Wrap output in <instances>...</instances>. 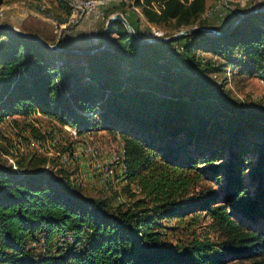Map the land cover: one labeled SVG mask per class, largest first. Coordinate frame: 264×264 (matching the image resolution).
<instances>
[{"label": "trees", "instance_id": "obj_1", "mask_svg": "<svg viewBox=\"0 0 264 264\" xmlns=\"http://www.w3.org/2000/svg\"><path fill=\"white\" fill-rule=\"evenodd\" d=\"M135 2L156 26L210 25L221 34L139 42L114 20L104 50L78 54L0 31V122L39 112L78 135L118 132L127 184L138 188L131 203L112 207L82 193L58 157L0 163V264H264V111L231 97L210 75L219 65L197 55L211 51L253 73L255 66L264 80V10L214 25L205 20L207 0ZM103 30L99 44L82 48L100 47ZM60 46L78 48L64 39ZM154 78L158 91L140 85ZM221 174L219 192L191 195ZM200 211L220 239L192 228ZM170 219L185 223V237L168 240Z\"/></svg>", "mask_w": 264, "mask_h": 264}, {"label": "rangeland", "instance_id": "obj_2", "mask_svg": "<svg viewBox=\"0 0 264 264\" xmlns=\"http://www.w3.org/2000/svg\"><path fill=\"white\" fill-rule=\"evenodd\" d=\"M38 2L51 3L52 11L59 14L60 0H1L0 22L16 25L27 32L29 30L38 33L50 40L49 42H53L51 24L33 15L30 11L36 8ZM217 4L221 5L216 6ZM262 4L264 0H227L226 2L209 0L204 16L205 20L214 25L227 24L244 14L245 11ZM137 27L140 30V37L152 36L149 26L138 18ZM159 27L166 30L165 35L184 28H175L172 25ZM111 37L114 39L115 34ZM87 42L85 41V46H89ZM64 43L67 44L66 41ZM76 46L84 47L78 44ZM237 53L235 51L233 56ZM197 55L204 61L211 60L215 62L214 65H219V70H213L210 75L217 82L225 81L224 86L231 97L242 101L248 108L264 111V81H261L255 66L253 73L250 71L251 66L229 64L223 56L211 51H198ZM140 85L158 91V81L155 78L142 82ZM67 126L69 125H61L56 119L39 112H31L29 115L16 114L4 119L0 122V163L11 164L13 168H16L17 160H26L31 154L44 153L51 157H58L60 163L72 175L70 180L82 193L89 196L106 197L112 207L122 203H131L138 196V194L132 196L133 193L138 192V188L135 184L128 185L127 180L122 178V173L119 171L118 156L122 145L120 134L107 129H99L78 135L73 134ZM85 138L88 143L95 146V156L85 150ZM217 159H220V156ZM107 169H111L112 173L107 175ZM220 179L216 181L214 178H203L191 195L200 190L219 192L220 185L224 181L223 174L220 175ZM250 189L253 191L254 187ZM187 219L186 217L185 220ZM163 221L171 227L167 231L168 240L174 242L177 238L186 236L185 223L178 222L176 219ZM254 225L260 227L263 221H256ZM192 228L200 236H208L211 239L221 237L218 227L203 211L199 212L198 220ZM236 263L239 261L232 260L228 264Z\"/></svg>", "mask_w": 264, "mask_h": 264}, {"label": "built area", "instance_id": "obj_3", "mask_svg": "<svg viewBox=\"0 0 264 264\" xmlns=\"http://www.w3.org/2000/svg\"><path fill=\"white\" fill-rule=\"evenodd\" d=\"M64 4L68 7V11L60 12L56 14L52 11V6L49 2H38L35 9L30 10L33 15L38 16L39 18L50 23L52 26V32L54 35V40L51 43H56L60 45L61 39H64V34L66 31L76 27L83 19L93 18L104 21L106 23L107 14L106 7L112 4L121 5L122 8L126 11L134 13L140 21H143L147 24L152 32V36H166L165 29H162L159 26L147 22L144 18L141 5L137 4L135 0H63ZM227 0H224L226 2ZM142 2V0H141ZM222 4V3H221ZM217 4L216 6H220ZM151 6L158 10V3L152 2ZM123 13L121 10H119ZM210 12V11H209ZM124 15V14H123ZM91 33L89 34V41L91 45H96L100 43L101 35L99 34L100 27L92 26ZM103 44L100 45V47ZM261 81H264L261 79ZM67 128L73 133L76 134V130L67 126ZM85 150L91 154H96V148L93 144L88 143L85 138ZM119 158V169L122 173V178L126 180V165L124 163V148L123 143L121 145V153L118 156ZM112 173L111 169H107V175ZM66 240H72V236L68 235ZM64 238H59V243L63 241Z\"/></svg>", "mask_w": 264, "mask_h": 264}, {"label": "water", "instance_id": "obj_4", "mask_svg": "<svg viewBox=\"0 0 264 264\" xmlns=\"http://www.w3.org/2000/svg\"><path fill=\"white\" fill-rule=\"evenodd\" d=\"M256 10H264V4L253 9V11H256ZM114 20L121 21L124 24L125 28L127 29L128 33L130 34V36L139 42L164 41V40L173 39V38H176L178 36L185 35V34H189V33L194 32V31H204V32H207L210 34H221V32L215 27H212L209 25H197V24H195V25H191L189 27L181 28L178 31H176L170 35L151 36V37L143 38L137 34V32L135 31L133 26L130 24L128 19L120 11H115L108 16L106 23H105V26H104V30H103V45L101 47H96V48H92V49H85V48L66 49V48H63L62 46H60L59 44L48 42L39 36H36L32 33H29L27 31L21 29L20 27H18L16 25L6 23V22H0V31H8V32L15 33L21 37H24V38L30 39L32 41H35L37 43H40L41 45H43V46H45L51 50L78 53V54H91V53H98V52L104 50L108 46V27L112 23V21H114ZM237 21L238 20H236L234 23H236Z\"/></svg>", "mask_w": 264, "mask_h": 264}, {"label": "crops", "instance_id": "obj_5", "mask_svg": "<svg viewBox=\"0 0 264 264\" xmlns=\"http://www.w3.org/2000/svg\"><path fill=\"white\" fill-rule=\"evenodd\" d=\"M208 3H209V0H207V6H208ZM51 4V3H50ZM120 8L118 9H114L112 8V6H107L106 7V14H107V17L115 12V11H119ZM59 13L60 12H64V10L62 8H60V11H58ZM122 12L124 14V16L133 24V25H137V17L132 13V12H129V11H126L122 8ZM98 26V27H103L105 26V23L104 21H101V20H98V19H93V18H85L83 19L76 27L68 30L65 32L64 34V41L67 42V45H72V46H76L78 44V46H85L86 44L85 41L90 44V39H89V34L91 33V29H92V26ZM43 38L44 40L46 41H50L48 39H46L45 37H41ZM8 118V117H7ZM5 118V120L7 119ZM118 170V169H117ZM120 171V169H119ZM72 176V175H71ZM70 176V177H71Z\"/></svg>", "mask_w": 264, "mask_h": 264}]
</instances>
